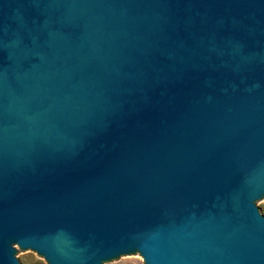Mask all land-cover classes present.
Returning a JSON list of instances; mask_svg holds the SVG:
<instances>
[{"label": "water", "instance_id": "obj_1", "mask_svg": "<svg viewBox=\"0 0 264 264\" xmlns=\"http://www.w3.org/2000/svg\"><path fill=\"white\" fill-rule=\"evenodd\" d=\"M264 0H0V264H264Z\"/></svg>", "mask_w": 264, "mask_h": 264}, {"label": "rangeland", "instance_id": "obj_2", "mask_svg": "<svg viewBox=\"0 0 264 264\" xmlns=\"http://www.w3.org/2000/svg\"><path fill=\"white\" fill-rule=\"evenodd\" d=\"M260 209L264 211V196L260 204ZM19 262L22 264H49L42 256L36 252L26 254L19 249ZM116 264H145L144 259L139 256Z\"/></svg>", "mask_w": 264, "mask_h": 264}, {"label": "trees", "instance_id": "obj_3", "mask_svg": "<svg viewBox=\"0 0 264 264\" xmlns=\"http://www.w3.org/2000/svg\"><path fill=\"white\" fill-rule=\"evenodd\" d=\"M263 214H264V211H263Z\"/></svg>", "mask_w": 264, "mask_h": 264}]
</instances>
